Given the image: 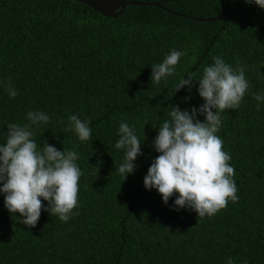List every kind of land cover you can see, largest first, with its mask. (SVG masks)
Wrapping results in <instances>:
<instances>
[{
    "label": "trees",
    "instance_id": "1",
    "mask_svg": "<svg viewBox=\"0 0 264 264\" xmlns=\"http://www.w3.org/2000/svg\"><path fill=\"white\" fill-rule=\"evenodd\" d=\"M138 1L156 4H126L108 16L79 0H0V143L7 124L42 111L50 121L32 129L38 147L46 140L76 151L82 172L78 214L67 222L42 209L35 227L23 225L0 193V264H264V101L252 96L264 93V9L245 0ZM173 48L186 55L154 84L151 65ZM213 56L233 66L238 58L250 87L238 109L221 112L217 133L239 200L200 218L175 210V195L165 204L143 178L172 105L203 103L198 82L175 92L177 83L188 73L198 81ZM72 114L90 121L91 140L65 130ZM121 122L141 140L146 134L123 181Z\"/></svg>",
    "mask_w": 264,
    "mask_h": 264
},
{
    "label": "clouds",
    "instance_id": "2",
    "mask_svg": "<svg viewBox=\"0 0 264 264\" xmlns=\"http://www.w3.org/2000/svg\"><path fill=\"white\" fill-rule=\"evenodd\" d=\"M245 2L264 9V0ZM183 55L186 53L173 48L162 62L151 65L153 83L174 75ZM212 60V64L203 68L198 81L194 80L193 73H188L177 83L175 92L185 86L190 90L198 82L203 103L190 110L172 105L170 119L158 126L152 140L159 155L152 160L143 178L144 187L155 189L165 204L175 195V210H193L200 218H210L226 208L229 200L233 203L239 200L233 179L235 170L229 164L231 156L223 150V141L217 133L222 126L221 112L238 109L250 87L245 76L247 67L238 58L235 66L220 56H213ZM6 90L10 98L18 94L10 79ZM252 96L257 102L264 101V93H252ZM26 119L28 123L7 124L4 142L0 143V193L4 194V206L11 214L19 213L23 218L20 223L29 227L36 226L42 209L67 222L70 216L78 214L73 213L78 208L82 175L76 163L78 153L57 150L46 140L38 147L32 129L47 124L50 117L42 111H28ZM67 119L66 131H73L80 141L91 140L89 120H81L75 114ZM118 136L115 148L123 149L124 157L117 171L123 181L137 168L134 161L142 154L146 134L141 140L133 127L121 122ZM42 200L47 201L46 208ZM227 264L234 262L229 258Z\"/></svg>",
    "mask_w": 264,
    "mask_h": 264
},
{
    "label": "water",
    "instance_id": "3",
    "mask_svg": "<svg viewBox=\"0 0 264 264\" xmlns=\"http://www.w3.org/2000/svg\"><path fill=\"white\" fill-rule=\"evenodd\" d=\"M91 6L93 9L103 13V15L115 16L119 14L122 8L126 4H137V3H151L156 4V2H146L138 0H79ZM216 18L224 19L221 15H216Z\"/></svg>",
    "mask_w": 264,
    "mask_h": 264
}]
</instances>
